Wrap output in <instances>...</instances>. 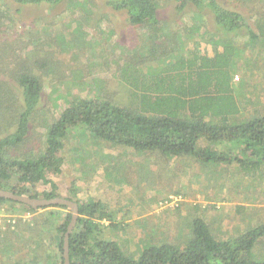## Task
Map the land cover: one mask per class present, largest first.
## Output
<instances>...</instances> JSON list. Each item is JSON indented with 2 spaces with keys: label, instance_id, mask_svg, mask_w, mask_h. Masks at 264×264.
<instances>
[{
  "label": "rangeland",
  "instance_id": "374dc122",
  "mask_svg": "<svg viewBox=\"0 0 264 264\" xmlns=\"http://www.w3.org/2000/svg\"><path fill=\"white\" fill-rule=\"evenodd\" d=\"M220 1L230 9L245 11L246 21L257 30L250 0ZM203 13V17L181 14L175 1L160 0V18L183 35L185 55L196 48L201 54H215L216 38L210 31L217 32L216 24L208 9ZM147 30L133 25L126 10L114 9L107 0H63L55 5L0 0V137L15 129V117L23 105L19 74L29 66L41 75L43 84L30 140L10 146L9 154L20 157L43 149L44 133L74 97L107 98L135 106L132 88L121 77L123 69L132 63L140 73H151L161 64L152 56L149 61L141 59L143 52H132L144 41ZM245 33L232 35V41L244 48L234 57V94L245 111L261 112L264 45L253 46ZM70 132L61 151L63 171L49 178L60 196L74 197L75 186L80 200L102 202L118 227L105 219L97 236L116 239L129 256L138 257L148 244L184 245L196 218L204 219L214 235L224 239L264 223V168L246 175L236 163H201L186 156L170 158L159 151L141 153L92 137L81 128ZM52 189L43 182L31 188L34 194ZM53 207L20 212L18 204L0 202V264L59 261V233L53 236L49 230L63 222L66 210ZM51 211L58 215H50ZM254 255L264 260V237Z\"/></svg>",
  "mask_w": 264,
  "mask_h": 264
},
{
  "label": "trees",
  "instance_id": "16d2710c",
  "mask_svg": "<svg viewBox=\"0 0 264 264\" xmlns=\"http://www.w3.org/2000/svg\"><path fill=\"white\" fill-rule=\"evenodd\" d=\"M62 1L15 0L20 5H55ZM173 1L181 14L191 12L203 17L204 10L211 12L217 30L210 31L216 38L215 54H201L198 48L188 50L190 55L182 53L186 40L160 18V0H107L114 9L126 10L133 25L148 29L144 41L132 52H143L141 59L148 61L152 56L160 66L151 73H140L132 63L123 69L121 77L132 88L135 106L120 105L107 98L74 97L44 133L43 149L18 157L7 150L30 140L43 91L41 75L27 66L18 76L23 105L15 117V129L0 137V188L32 197L60 196L49 175L63 171L61 151L75 128L141 153L159 151L170 158L186 156L201 163H236L246 175L262 172L264 111H245L244 103L236 99L233 62L236 52L244 48L232 41V35L245 30L253 46L264 45V0H250L252 11L256 10L253 17L256 16L257 30L246 21L245 11L230 9L220 0ZM39 182L51 184L53 189L34 194L31 188ZM72 191L74 197L69 199L78 203L79 217L69 237L70 264H264L254 255L255 246L264 237V223L224 239L217 238L201 218L191 221L192 233L184 245L148 244L138 257L129 256L116 239L97 236L102 233L101 222L105 219L118 227L105 205L95 199L80 200L75 186ZM0 202L18 204L20 212L37 211L2 196ZM53 206L50 207L66 210L63 222L49 230L53 236L59 233V261L55 264H64V238L72 211L66 205ZM54 214L58 215L50 212Z\"/></svg>",
  "mask_w": 264,
  "mask_h": 264
},
{
  "label": "water",
  "instance_id": "95a60500",
  "mask_svg": "<svg viewBox=\"0 0 264 264\" xmlns=\"http://www.w3.org/2000/svg\"><path fill=\"white\" fill-rule=\"evenodd\" d=\"M0 196L17 201V202H21L27 206H31L34 209H39V208H42L45 206H51V205L68 206V208H70V210L72 211V220L70 224L68 225L67 231L65 233V238H64V257H65L64 264H70L69 237L79 217V208H78V203L76 201L63 197V196H57L54 198L32 197V196L25 195V194H18V193H15L14 191L3 189V188H0Z\"/></svg>",
  "mask_w": 264,
  "mask_h": 264
},
{
  "label": "built area",
  "instance_id": "2783aa9c",
  "mask_svg": "<svg viewBox=\"0 0 264 264\" xmlns=\"http://www.w3.org/2000/svg\"><path fill=\"white\" fill-rule=\"evenodd\" d=\"M173 199H175L174 201H177L178 200L177 198H173ZM166 203H169V202L166 201Z\"/></svg>",
  "mask_w": 264,
  "mask_h": 264
},
{
  "label": "clouds",
  "instance_id": "9594fccd",
  "mask_svg": "<svg viewBox=\"0 0 264 264\" xmlns=\"http://www.w3.org/2000/svg\"><path fill=\"white\" fill-rule=\"evenodd\" d=\"M39 209H41V208H39ZM37 210V209H36Z\"/></svg>",
  "mask_w": 264,
  "mask_h": 264
}]
</instances>
